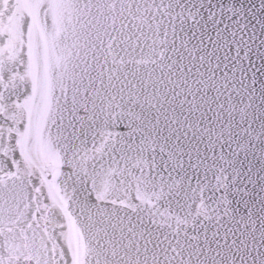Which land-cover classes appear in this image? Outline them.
Returning <instances> with one entry per match:
<instances>
[{
  "label": "snow or ice",
  "instance_id": "obj_1",
  "mask_svg": "<svg viewBox=\"0 0 264 264\" xmlns=\"http://www.w3.org/2000/svg\"><path fill=\"white\" fill-rule=\"evenodd\" d=\"M0 264H264V0H0Z\"/></svg>",
  "mask_w": 264,
  "mask_h": 264
}]
</instances>
